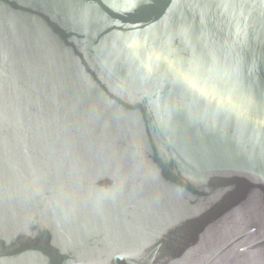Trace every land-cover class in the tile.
I'll list each match as a JSON object with an SVG mask.
<instances>
[{"label":"water","instance_id":"water-1","mask_svg":"<svg viewBox=\"0 0 264 264\" xmlns=\"http://www.w3.org/2000/svg\"><path fill=\"white\" fill-rule=\"evenodd\" d=\"M0 264H264V0H0Z\"/></svg>","mask_w":264,"mask_h":264}]
</instances>
